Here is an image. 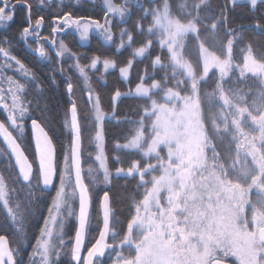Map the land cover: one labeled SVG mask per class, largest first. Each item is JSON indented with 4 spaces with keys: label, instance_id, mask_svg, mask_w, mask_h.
<instances>
[{
    "label": "trees",
    "instance_id": "1",
    "mask_svg": "<svg viewBox=\"0 0 264 264\" xmlns=\"http://www.w3.org/2000/svg\"><path fill=\"white\" fill-rule=\"evenodd\" d=\"M111 1L127 5L126 16L111 14L105 0H12L18 10L17 24L0 33V47L10 48L11 54L34 74L31 78L18 71L6 73L25 85V91L18 93L23 107L29 109L25 116L37 119L45 127L57 153L55 184L46 191L32 146L30 121H24L22 134L19 129H12L3 110L12 111L18 102L17 92L8 91L5 77L4 85L0 84L4 86L0 91V119L19 137V143L35 163L32 179L25 183V237L31 246L41 229L46 231L45 220L56 214L52 243L54 252L60 254L59 264H70V244L78 225V196L70 157L72 106L78 116L83 176L90 199L87 247L96 241L101 230L102 197L108 193L110 198L109 242L113 249L95 264H120L122 258L136 255L134 245L139 235L134 229L128 240L131 225L168 159L166 145L151 151L156 124L152 109L154 104H166L168 95L189 96L198 105L199 124L205 134V176L201 179L208 187L219 177L234 186L252 187L253 204V193L264 179L259 178L247 156L250 149L257 153L254 139L249 140L246 133L248 130L253 137L258 134L255 142L264 150V130L256 128L257 124L264 125V75L248 65V60L264 63V0ZM24 4L30 6L33 22L40 18L39 37L25 39L19 35L25 22ZM164 9L181 27L179 51L193 75L177 65L164 44L157 24L158 14ZM65 21L96 22L103 31H92L83 37L70 27L61 29ZM33 31H37L35 26ZM37 41L47 50L44 57L33 52ZM207 55L221 62V69L207 70ZM9 63L15 67L13 61ZM68 85L72 86L70 93ZM87 92L92 102L88 101ZM16 119L19 120L18 113ZM211 169L214 174H210ZM0 173L17 174L1 141ZM61 186L65 202L57 210L52 204ZM0 214V228H5L7 217ZM237 218L243 221V216ZM3 232L0 229V234ZM61 240L66 243L61 244ZM215 258L236 264L234 257L223 252ZM18 260L25 264V259ZM261 260L264 262L263 256ZM53 263L57 261L53 259ZM27 264L42 263L35 257Z\"/></svg>",
    "mask_w": 264,
    "mask_h": 264
},
{
    "label": "rangeland",
    "instance_id": "2",
    "mask_svg": "<svg viewBox=\"0 0 264 264\" xmlns=\"http://www.w3.org/2000/svg\"><path fill=\"white\" fill-rule=\"evenodd\" d=\"M105 1L111 14L126 16L127 5ZM63 24L61 29L70 27L83 37L92 31H103L96 22L65 21ZM157 24L177 65L193 75L191 66L179 51L180 25L165 9L159 12ZM204 63L207 70L222 66L211 55L204 56ZM248 65L264 75V63L248 60ZM92 101L90 95L89 102ZM167 101L164 105H153L156 124L151 151L156 152L159 145H166L168 159L155 179L152 191L139 205L131 225L128 240L134 229L139 235V241L134 245L136 255L122 258L120 264H211L219 252L234 257L236 264H264L261 260L262 256L264 259V247L257 235L264 225V179L259 183V190L253 193V204L252 187L234 186L220 177L208 187L201 179L205 176V134L199 124L198 105L189 96L168 95ZM256 128L264 130V125L257 124ZM246 133L257 147L254 148L256 155L250 149L247 156L258 170L259 178H264V150L255 142L258 134L253 137L248 130ZM68 167L71 176L72 166L71 171L70 165ZM214 172L210 170V174ZM72 195L75 196L73 189ZM248 203H251L249 209ZM248 211L250 220H247ZM241 216L243 221L237 218Z\"/></svg>",
    "mask_w": 264,
    "mask_h": 264
},
{
    "label": "snow or ice",
    "instance_id": "3",
    "mask_svg": "<svg viewBox=\"0 0 264 264\" xmlns=\"http://www.w3.org/2000/svg\"><path fill=\"white\" fill-rule=\"evenodd\" d=\"M5 4L8 5V7H3ZM24 25L21 27V31L19 33L20 36L24 37L25 39H28L29 37L35 35L39 37L40 31L42 27L39 24L40 18L37 17V21L33 22L31 17V11L30 6L28 4H24ZM17 16H18V10L16 8V5L12 0H0V33H6L10 28H13L17 24ZM36 27L37 31H33V27ZM55 31V30H54ZM38 47L34 49L40 57H44L47 53V50L42 44H39V41H37ZM0 56L3 57V63L0 64V84L5 83V77H7V89L8 91H15L17 92V95L15 96L17 103H15L14 108L12 111H7L3 108V110L7 114V119L9 123L11 124V127L13 130L19 129V131L23 134L25 131L24 127V121H30V126L33 132L34 142L37 137L41 138L44 141V144H50L51 140L50 137H48L47 133L43 130L42 127H40L38 124H36L30 116H25V113L29 111L27 107H23V104L21 102V97L18 93L25 91V85L20 84L17 79H15L13 76L6 75V73L9 70L18 71L20 72L24 77H33V73L27 71L25 66L14 56L11 54L10 48L5 49L0 47ZM9 60L13 61L15 64V67L13 66V63H9ZM95 65H93L94 67ZM83 70L81 69V72ZM4 87V86H3ZM3 87H0V91L3 90ZM71 88V85H69V90ZM16 113L19 115V120L16 119ZM67 126V123H66ZM6 133L2 130H0V136H4ZM16 140H19V137L15 136ZM39 164V160L37 161ZM41 175H43L41 171ZM27 179V177H25ZM52 183V181H48L45 186H49ZM2 187V185H0ZM65 202V192L63 186L60 187V190L56 192L55 199L53 201L52 206L57 208L59 210L60 207L63 206ZM49 212H51V207L49 208ZM57 223V216L56 214H52L49 219H46L44 224L45 227H47V231L44 230V228L41 229L39 236L31 242V253L28 256L29 262H31L35 257L39 256L42 257V264H51V261L55 259L57 261V264H59L60 261V254L58 251L54 252L55 245L52 243V237L53 232L56 228ZM50 225V226H49ZM83 225L79 224L77 225V233L82 234L83 233ZM63 232V226L61 225L60 233ZM44 237H47L46 239ZM61 244L66 243V241L61 240ZM34 245V246H33ZM23 246L25 248L29 247V244L23 243ZM19 243L16 245L11 244L8 239H5L3 242V245L0 246V260H2V264H19V260L17 258V254L19 252ZM86 252L87 249L84 248L83 244L77 245L75 242V235L72 238V242L70 244V256L68 257L70 264H95L94 257L92 258H86Z\"/></svg>",
    "mask_w": 264,
    "mask_h": 264
},
{
    "label": "water",
    "instance_id": "4",
    "mask_svg": "<svg viewBox=\"0 0 264 264\" xmlns=\"http://www.w3.org/2000/svg\"><path fill=\"white\" fill-rule=\"evenodd\" d=\"M71 89L72 86L69 90V85H68L67 87L68 93L71 92ZM86 95L88 101H90V93L87 92ZM32 120L43 128V130L47 133L48 137H50L51 140L50 144L45 145L44 141L41 138L37 137L34 142L33 132L29 122L28 126L30 128L31 140L36 156V161L39 160V164L38 163L37 164L40 172L42 186L44 190L51 191L53 189L56 178V158H57L56 147L52 137L50 136L49 132L45 129V127L37 119H32ZM70 122L73 131V137L70 148V157H71V166L73 171L75 189L78 196V223L84 226L83 233L78 234L76 232V236H75L76 244L80 245L81 243L84 244L85 241L90 199H89L88 188L83 176L82 159H81V138L79 132V125H78V116H77L76 108L74 106L70 108ZM0 130L6 133L3 137L0 136V141L7 149L22 179L25 181V183H28L31 180V176L33 173L32 164L30 163L19 141L15 139V135L1 119H0ZM41 171L43 175H41ZM25 177H27V179H25ZM48 181H52V183L49 186H45ZM101 217H102V226L100 233L98 235V238L94 242L93 246L89 249L86 255V258L94 257L95 261L105 256V254L109 250L113 249V244L109 243V234L111 227V206H110V198L108 193L104 194L102 197ZM257 235L259 241L262 244H264V225L258 229ZM5 239H7L5 236L0 237V246L3 245ZM0 264H2V260H0ZM211 264H232V263L228 260L216 258L211 262Z\"/></svg>",
    "mask_w": 264,
    "mask_h": 264
},
{
    "label": "flooded vegetation",
    "instance_id": "5",
    "mask_svg": "<svg viewBox=\"0 0 264 264\" xmlns=\"http://www.w3.org/2000/svg\"><path fill=\"white\" fill-rule=\"evenodd\" d=\"M34 41L36 42V39H34ZM26 47L28 48L27 45H26ZM33 52L36 56H39V54L36 51H33ZM21 147H22V145H21ZM23 150H24V148H23ZM24 152L27 155L30 163L33 166V173H34L35 163L29 157L26 149L24 150ZM11 160H12V158H11ZM12 163H13V160H12ZM13 165H14V163H13ZM37 166H38V164H37ZM33 173H32V176H33ZM32 176H31V179H32ZM40 180H41V178H40ZM54 184H55V182H54ZM0 185H2V187H0V212L5 214L7 217L6 227L0 228L2 231H4L2 234H0V237L5 236L8 239V241L13 245H16L17 243H19L20 247H19V252L17 254V258L18 259H25V264H27L28 256H29V253L31 252L30 251L31 246H30V243L28 242V239L25 237V181L22 179L20 173L17 170V174H14V173L2 174V173H0ZM0 217H1V214H0ZM86 236H87V233H85V241L83 244L84 248L87 249V252L85 255H87L89 249L93 246V244L95 242L94 241L91 245H89V247H87ZM24 242L26 244H29L28 248H25L23 246ZM109 252H110V250L105 254V256ZM105 256H103V257H105ZM36 259L42 263V260L39 256H37ZM53 264H57V263H53Z\"/></svg>",
    "mask_w": 264,
    "mask_h": 264
}]
</instances>
